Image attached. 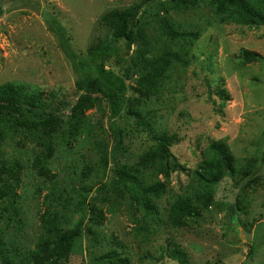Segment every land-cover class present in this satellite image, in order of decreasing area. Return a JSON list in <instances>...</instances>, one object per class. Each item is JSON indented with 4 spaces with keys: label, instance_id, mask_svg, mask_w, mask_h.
I'll return each mask as SVG.
<instances>
[{
    "label": "rangeland",
    "instance_id": "374dc122",
    "mask_svg": "<svg viewBox=\"0 0 264 264\" xmlns=\"http://www.w3.org/2000/svg\"><path fill=\"white\" fill-rule=\"evenodd\" d=\"M170 1L162 0L158 4L159 0H0V85L13 81L36 85L46 92L58 91L60 100L67 103L60 108L67 118L80 97L75 85L79 74L50 26L64 29L78 58L86 56L98 38H107L100 19L115 8L124 10L142 3L147 10L152 5L155 18L176 22L182 30H201L192 51L184 56L187 64L178 65L171 78L162 83L160 91L144 88L140 75L126 81L127 97L150 116L148 120L156 131L175 138L171 151L185 171L169 170L168 176L159 174L158 179L169 187L168 194L157 202L160 216L152 218L135 211L127 199L120 197L112 199L115 212L106 214L101 230L106 238L114 235L126 245V254L133 264H179L168 258L160 263L153 259L170 241L186 249L191 264H264V163L261 162L264 156V26L221 24L213 14L212 0L182 8ZM152 18L149 15L148 19ZM154 27L157 28L156 23ZM151 34L160 36L154 29ZM162 39L163 44L174 46L165 36ZM244 50L259 53L263 60L242 62ZM124 65L113 58L106 64V70L122 79ZM220 85L226 87L230 100L215 107L211 98L217 100L215 92ZM88 114L95 125L94 136L83 134L69 146L70 151L59 148L52 171L58 175L66 196L73 179L86 178V183L94 187L88 203L102 205L101 200L108 195L97 188L101 183L111 186L118 178L116 170L120 165L156 175L154 170L145 171L138 165L142 155L153 149L157 141L151 134L139 131L131 117L117 118L125 151L105 165L101 161L104 149L107 148L110 156L115 146L110 109L103 100L101 110L93 109ZM20 138L11 141L7 148L28 167L19 191L21 220L25 226L18 233V240L26 249H33L40 235V217L46 209L44 197L48 190L43 179L30 167L35 152L39 151L35 142L32 139L22 142ZM215 141L230 145L241 173L249 170L254 158L259 160L257 172L249 177L242 174L226 177L215 188L217 201L224 204L240 201L239 220L232 224L226 213L212 209L182 229L169 227L165 212L169 203L184 193L187 174L197 167ZM110 206L105 203V208ZM6 228L4 219L0 220V230ZM90 244L84 236L75 246L70 264H93L91 256L99 255L101 249ZM149 254L153 257L148 258Z\"/></svg>",
    "mask_w": 264,
    "mask_h": 264
},
{
    "label": "trees",
    "instance_id": "16d2710c",
    "mask_svg": "<svg viewBox=\"0 0 264 264\" xmlns=\"http://www.w3.org/2000/svg\"><path fill=\"white\" fill-rule=\"evenodd\" d=\"M161 1L158 4L163 3ZM170 2L182 8L185 5L198 6L202 0ZM144 6L137 3L124 10L115 8L106 12L100 23L107 31V38H98L89 48L88 54L80 58L73 52L64 29L50 26L79 74L75 85L80 97L67 118L60 112V108L67 103L60 100L58 91L46 92L36 85L13 81L0 85V220L4 219L7 227L4 231L0 230L2 264H70L75 246L84 236L88 237L90 246L101 249L99 255L91 256L93 264H133L126 254V245L114 235L106 238L101 230L106 214L115 212L112 199H127L133 210L152 218L161 215L157 202L168 194L169 187L158 179L159 174L168 176L169 170L185 171V168L171 151L175 142L173 135L156 131L148 120L150 116L127 97L126 81L134 78V75H140L144 88L151 92L160 91L162 83L171 78L177 66L187 64L184 56L192 51L195 42L201 37V30H182L176 22L155 18L152 5H148L147 10ZM211 6L215 18L221 24L264 26V0H212ZM149 15L153 18L148 19ZM154 23L157 24L156 29ZM153 29L160 36L152 35ZM163 36L174 46L163 44ZM241 54V60L246 64L263 60L262 55L250 50H244ZM113 58L125 63L122 79L106 70V64ZM220 86L215 92L217 100L211 98L215 107L223 106L230 100L226 87ZM58 99L60 104H57ZM103 100L110 109V128L115 146L110 156L107 148L104 149L101 161L107 165L109 159L125 151L123 133L116 119L126 115L134 120L139 131L151 134L157 141L153 149L142 155L138 165L145 171L154 170L156 175H146L120 165L116 170L117 180L111 186L101 183L97 188L108 195L99 205L88 203V196L94 187L86 183V178L73 179L71 191L66 196L58 175L52 171V162L59 148L70 151L69 146L83 134L94 136L95 125L88 112L101 110ZM128 102L131 104L127 107ZM17 137H21L22 142L28 139L35 142L39 151L35 152L30 167L39 179H43L48 190L44 197L46 209L40 217V235L33 249H26L25 244L18 240V233L25 226L21 220L19 191L28 167L7 148ZM232 151L224 141H215L209 146L197 167L187 174L184 193L169 203L165 211L169 227L182 229L189 221L200 220L205 212L212 209L226 213L232 224L239 220L237 212H242L240 201L234 204L217 201L215 188L226 177L235 178L240 174L249 177L257 172L259 160L254 158L249 170L241 173L237 157ZM261 162L264 163V156ZM75 196H79V199ZM105 203L111 206L105 208ZM9 229L13 232L6 233ZM3 235L7 237L6 240ZM147 257L153 256L149 254ZM166 258L179 264H191L189 253L176 241H170L164 250L162 248L160 255L153 259L160 263Z\"/></svg>",
    "mask_w": 264,
    "mask_h": 264
}]
</instances>
